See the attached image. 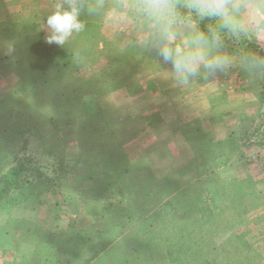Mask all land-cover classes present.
<instances>
[{
  "label": "rangeland",
  "instance_id": "obj_1",
  "mask_svg": "<svg viewBox=\"0 0 264 264\" xmlns=\"http://www.w3.org/2000/svg\"><path fill=\"white\" fill-rule=\"evenodd\" d=\"M81 2L80 18L85 23V30L74 34L63 47L46 42L45 21L46 17L55 11L58 3L68 7L70 0H59L54 5L51 3L49 8L43 11L41 9L40 14L34 16L24 15L14 9L0 24V167H3L4 171L14 164L15 157L21 155L23 141L27 139L29 145L26 149L36 148L43 162L49 164L47 173L53 178V182L49 184L44 179H35L13 196L17 193L26 196L22 191H25L28 185L41 181L43 186L40 185L32 193L29 192V195L39 193L43 189L55 198L57 205L64 206L74 197L72 193L80 190L83 192L81 201L84 202V212L95 218L93 227L76 229V224L72 223L75 225L72 226L74 232L53 230L49 231L50 236L44 232L48 228L44 224L36 226L23 223L24 226H21L20 222H16L14 231L8 236L15 244L30 240L35 235V229L42 238L97 230L100 226L95 216L96 204L109 200L117 202L120 199L112 198L110 193L102 194V190L95 187V180L98 173L110 168H105L102 163L104 150L113 151L115 144L123 149L124 143L133 135L129 121L133 117H124L131 107L110 101L108 96L111 93L101 97L94 96L81 106L75 99L81 82L90 78L99 88L103 80H116L123 85L119 89H124L133 96L140 93L141 84L158 68L170 65L159 57L154 47L137 43L138 26L123 24L120 28L116 27L109 10L123 9L134 0ZM239 2L250 4L258 3L259 0ZM89 8L93 9L91 13ZM241 35L254 47H264V30H249ZM9 45L13 48L11 54H8ZM65 48L70 51L73 49L75 57L80 60L73 61V65L63 72L60 82H54V89V71L49 67L43 52L46 50L52 54ZM222 50L234 57L247 52L254 53L253 47H233L225 42ZM79 62L85 64L75 69ZM213 75L223 80L227 77L228 86H243L253 93L256 101L249 102L253 106L247 110L246 124L236 129L234 138L215 141L212 135L202 130L201 122L193 121L184 126L182 134L185 139L190 138L191 142L187 139L186 141L198 154L196 159L163 176L154 172L153 163L149 159L129 162L134 166V170L128 182L140 190L150 186L149 180L146 179L148 176L164 179L168 175H175V186L180 187L195 179L199 193L208 194L216 189L218 197L212 200V204L205 198L202 199L207 206L205 216L201 218V214L191 212L188 217L189 230L194 231L193 236L198 239L201 252L210 257L216 253L217 260L224 264H264V140L261 138V135H264V123L261 118L263 107L259 101L263 73H249L237 63L224 71L214 72ZM46 79H50V83L43 85L42 82ZM222 92L225 94V91ZM223 94L214 95V101L220 100ZM67 98H70V104L66 101ZM98 106L104 108V117L114 120L117 133L112 132L107 125L105 131L100 129V122L104 117L98 112ZM68 121L70 123L66 124ZM92 126H96L98 131L93 132ZM201 134L204 136H200ZM112 136L116 141L109 147L106 141L113 142ZM209 138L214 144H222L212 147ZM95 144L97 150L91 155L90 148ZM96 153H100L98 159L102 161H94L93 156ZM60 161H63V168L59 167ZM84 167L96 171L95 175L90 177L93 187L86 188L82 182L85 173L80 170ZM198 172L204 175L197 180ZM231 180L237 182L236 200L232 194H224L221 190L223 183H229ZM94 189L99 192L97 198ZM141 196V193L125 195L122 206L130 203L142 204L144 200ZM31 200L30 204L37 206L36 198L32 196ZM202 200L200 197H193V202ZM234 233L242 235V241L246 243L249 252L245 251V247L238 240L227 242ZM212 247H216L218 252H211ZM161 262V256L154 260V264Z\"/></svg>",
  "mask_w": 264,
  "mask_h": 264
},
{
  "label": "trees",
  "instance_id": "obj_2",
  "mask_svg": "<svg viewBox=\"0 0 264 264\" xmlns=\"http://www.w3.org/2000/svg\"><path fill=\"white\" fill-rule=\"evenodd\" d=\"M213 23L214 21L206 19L200 22L199 27L201 30L207 31L208 25ZM221 34L225 44L233 47H253L255 54L264 56V47L257 45L254 47L241 34L236 37L223 29ZM43 54L49 67L54 71L52 78L54 89L56 88L54 82H60L63 72L73 65V61L78 62L80 60L75 57L73 49L70 51L67 48L58 49L52 54L45 50ZM78 64L79 66L75 69L83 67L82 65L85 63L80 64L79 62ZM262 73V90L259 94V101L263 107L261 118L264 123V71ZM49 83L50 79L42 82L43 85ZM95 83L90 78L81 82L75 96L81 106L94 96H105L123 86L116 80L108 79L103 80L102 86L99 88L96 87ZM62 96L65 95L62 94ZM57 97L59 96L57 95ZM66 101L70 104V98H67ZM98 112H101L104 117V108L98 106ZM101 123L100 129L103 128L104 130L107 125L115 133L116 124L114 120L104 117ZM94 131H98L96 126L93 128ZM112 132L111 134H113ZM200 136L204 135L201 134ZM112 137L113 142L106 141L109 147L113 146L116 141V138ZM261 138L264 140V135H261ZM186 139L191 142L190 138L186 137ZM208 141L212 143L210 145L212 147L222 144V142L214 144L210 138ZM28 142L27 139L23 141L21 155L15 157L13 165L8 166L4 171L3 167H0V204L35 179H44L48 184L53 182V178L47 173L49 164L43 162L36 148L26 149L29 145ZM85 150L87 151V148ZM95 150H97L96 144L90 148L91 155L94 154ZM99 154L96 153L93 156L95 162L102 161L98 159ZM103 155L104 161L102 163H104L105 168L106 166L110 168L98 173L95 187L102 190L104 195L110 193L112 198L118 197L120 199L117 202L109 200L96 204L95 216H97L100 226L97 230H83L77 231L73 235H55L51 238H42L35 229L34 237L30 240H24L29 241L34 246L31 264H154L156 257L160 256L163 259L161 264H224L217 260L216 253L210 257L207 253L201 252L200 243L193 236L194 231L189 230L188 224V217L191 212L201 214V218L205 216L207 206L202 199L205 198L209 204H212V200L218 197L216 189L208 194L199 193L195 179L178 187L175 186L177 184L174 181L175 175H168L164 179L148 176L146 179L149 180L150 186L139 190V187L136 188L128 182L134 166L129 163L120 145L117 144L116 146L115 144L113 151L112 149L104 150ZM62 162L59 163L61 168H63ZM61 168L60 171H62ZM202 175L204 173L198 172L196 179L198 180ZM221 190L224 194L226 192L232 194L236 200L238 194L236 180L223 183ZM133 193H141L144 200L142 204L130 203L122 206L125 195L130 196ZM194 196L200 197L202 201L193 202ZM21 224L24 226L23 223ZM232 240L241 242L245 251L249 252L246 243L242 241V235L234 233L227 242ZM217 250L216 247H212L211 252H218Z\"/></svg>",
  "mask_w": 264,
  "mask_h": 264
},
{
  "label": "crops",
  "instance_id": "obj_3",
  "mask_svg": "<svg viewBox=\"0 0 264 264\" xmlns=\"http://www.w3.org/2000/svg\"><path fill=\"white\" fill-rule=\"evenodd\" d=\"M58 1L0 0V24L14 9L34 16ZM226 80L227 77L223 80L202 70L185 85L174 79L171 65H165L141 84L142 90L137 95L131 96L124 89L112 92L108 96L110 101L131 107L123 115L133 117L129 120L133 135L123 145L128 161L135 163L149 159L158 176L187 165L198 154L190 147L182 131L193 121L201 122L202 130L212 135L215 141L234 138L236 129L246 124L247 110L253 106L249 102L256 99L243 86H228ZM218 94L223 95L214 101V95ZM80 172L85 173L82 178L85 187H93L90 177L96 171L84 167ZM40 185L43 186L42 182L36 181L22 191L26 196L17 193L0 204V264H29L33 255V244L28 241L15 244L8 237L16 222L36 226L44 224L48 227L44 231L47 236L53 230L72 233L75 231L73 224H76V229L93 227L95 218L84 212L83 192L76 189L72 200L60 206L46 190L29 195ZM94 193L97 198L98 190L94 189ZM32 196L38 201L37 206L30 204Z\"/></svg>",
  "mask_w": 264,
  "mask_h": 264
},
{
  "label": "clouds",
  "instance_id": "obj_4",
  "mask_svg": "<svg viewBox=\"0 0 264 264\" xmlns=\"http://www.w3.org/2000/svg\"><path fill=\"white\" fill-rule=\"evenodd\" d=\"M81 11V0H70L67 8L58 3L46 17V42L63 47L74 34L83 32ZM109 11L117 28L123 24L139 27L137 43L154 47L171 65L178 83L186 85L202 70L214 73L237 63L249 73L264 71V56L247 52L234 57L224 52L221 34L222 29L236 37L249 30H264V0L250 4L239 0H134L123 9ZM206 19L214 23L203 31L199 24ZM12 51L9 45L8 54Z\"/></svg>",
  "mask_w": 264,
  "mask_h": 264
}]
</instances>
